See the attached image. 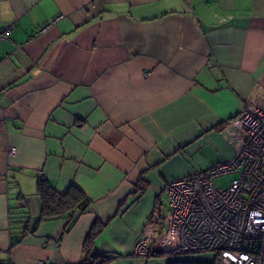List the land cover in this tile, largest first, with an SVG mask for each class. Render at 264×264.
<instances>
[{
    "label": "crops",
    "instance_id": "0c3cea01",
    "mask_svg": "<svg viewBox=\"0 0 264 264\" xmlns=\"http://www.w3.org/2000/svg\"><path fill=\"white\" fill-rule=\"evenodd\" d=\"M7 27L0 264H78L95 219L90 255L105 264L206 261L169 249L155 206L170 180L232 157L228 123L264 111V0H0ZM40 179L91 204L19 239L40 214Z\"/></svg>",
    "mask_w": 264,
    "mask_h": 264
},
{
    "label": "built area",
    "instance_id": "2783aa9c",
    "mask_svg": "<svg viewBox=\"0 0 264 264\" xmlns=\"http://www.w3.org/2000/svg\"><path fill=\"white\" fill-rule=\"evenodd\" d=\"M9 34V27L0 29V42ZM223 130L232 157L170 180L159 194L155 208L165 211L163 240L177 255L211 253L206 261L212 264H264V111L246 109ZM225 174L235 177L226 188L215 187L213 179ZM147 246L143 232L136 250L147 252Z\"/></svg>",
    "mask_w": 264,
    "mask_h": 264
},
{
    "label": "trees",
    "instance_id": "16d2710c",
    "mask_svg": "<svg viewBox=\"0 0 264 264\" xmlns=\"http://www.w3.org/2000/svg\"><path fill=\"white\" fill-rule=\"evenodd\" d=\"M36 193L41 201V210L37 219L32 223L26 219L21 225L19 239L34 233L38 222L53 218L70 215L76 217L88 210L91 200L85 193L74 185H69L64 191L56 190L48 181L40 179L36 184ZM104 224L95 219L88 229L83 242V251L85 255L78 264H105L108 258L105 256H91L90 251L94 240L103 231ZM174 253V252H173ZM170 264H212L207 261H186L172 259Z\"/></svg>",
    "mask_w": 264,
    "mask_h": 264
},
{
    "label": "rangeland",
    "instance_id": "374dc122",
    "mask_svg": "<svg viewBox=\"0 0 264 264\" xmlns=\"http://www.w3.org/2000/svg\"><path fill=\"white\" fill-rule=\"evenodd\" d=\"M233 177H235V174L219 175L213 179V183L215 187L224 189L229 185ZM165 197L166 195L163 194V199H165ZM196 255L201 256V258H203L204 260L210 259V257L212 256L211 253H199V254H194L193 256H196Z\"/></svg>",
    "mask_w": 264,
    "mask_h": 264
}]
</instances>
